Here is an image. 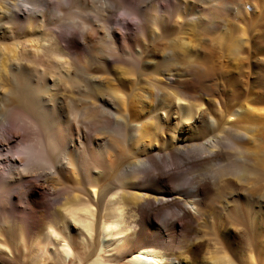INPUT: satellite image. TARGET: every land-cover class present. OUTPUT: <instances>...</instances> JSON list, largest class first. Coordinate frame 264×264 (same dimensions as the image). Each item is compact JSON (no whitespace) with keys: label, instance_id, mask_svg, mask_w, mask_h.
I'll return each mask as SVG.
<instances>
[{"label":"bare ground","instance_id":"6f19581e","mask_svg":"<svg viewBox=\"0 0 264 264\" xmlns=\"http://www.w3.org/2000/svg\"><path fill=\"white\" fill-rule=\"evenodd\" d=\"M239 1L138 0L135 5V0H90L89 6L80 0H54L58 9L40 11L36 24L27 17L21 34L0 30L16 38L10 47L0 44V258L11 264H257L252 250L241 253L238 263L235 251L218 246V241L202 242L191 231L207 209L217 206L212 195L221 178L230 176L228 186L235 178L248 182L252 159L245 142L255 143L259 132L264 140V0L261 8L254 7L258 23H246V37L239 38L250 53L242 57L247 59L249 106L220 114L221 122L206 114L203 127L213 132L209 139L190 147L172 146L179 123L193 118V107L182 100L192 99L189 88L215 69L201 57L203 49L193 44L198 41L194 37L202 27L211 32L210 19ZM29 5L47 8L43 0H0L3 14L11 10L6 8ZM120 11L135 22L137 31L130 34L129 22L123 32L113 25L109 14ZM165 24L172 28L170 38L162 35ZM35 27L43 29L44 43L25 52L34 34L30 28ZM148 31L160 41H147ZM137 36L142 43L136 42ZM236 39L233 46L239 43ZM74 54L101 72L83 67L74 72L66 57ZM116 67L121 76H144L154 91L141 95L136 83H120L110 76ZM74 78L79 81L74 82L77 100L63 94ZM163 88L171 89L179 102L175 128L167 114H157L167 107ZM228 116L240 117V125L229 123ZM225 148L236 152L234 161L221 162ZM123 153L131 160L115 167ZM182 160L199 171L195 177L186 179ZM184 180L190 187L187 193L182 192ZM245 193L219 198L218 206L226 203L231 220H248V205L240 209L248 201ZM165 212L171 217L162 227L158 221ZM260 255L264 260V251Z\"/></svg>","mask_w":264,"mask_h":264},{"label":"rangeland","instance_id":"374dc122","mask_svg":"<svg viewBox=\"0 0 264 264\" xmlns=\"http://www.w3.org/2000/svg\"><path fill=\"white\" fill-rule=\"evenodd\" d=\"M135 1L136 2H134V4L136 5L138 3V0H135ZM261 1L263 2V0H248V1L242 0V1H239V5H237L238 7L235 6V7H237L236 9H234L235 8L234 6H230L229 8H226L225 10L220 9L219 11L220 12L224 11V13L222 12L223 13L222 14L218 11V14L216 13L214 15V16H217V15L218 16L210 19L211 23L209 24V26L207 28L212 29L211 32H210V30L208 31V29L206 31V27H202V29H200V31H199V32H201V34H199V32H197V34L195 35L194 39L198 36V41L197 40L195 41L193 39L194 40L193 44L197 45V48H198V44H201V45H199V48L201 49V47H202V49L204 51L203 52L201 50L202 51L201 57L203 58V60H206V62H208L207 63L208 66L212 67V69H214V68L215 69L213 70V73L211 75H209L210 77L209 76H206L205 78L203 77L202 79L199 80V82L193 83V86H191V88H189L191 90L192 95H193V96L191 95L192 99H190L191 98L190 97V98H186V99L182 100L183 102H185L186 106H188L190 104V107H193L192 108L194 111L193 112V118L187 122L182 121L181 123H179V125L177 124L179 127L176 126L178 129L176 128V130H175L177 132L175 134V139L173 141L170 140V135L167 136L168 142L172 141V143H173L172 146L176 143L178 145L183 144L185 146L190 147V146H193V144H195V143H198V142L201 143V142H204V140L209 139L208 137L212 136L213 132H211L207 127L206 128L203 127L204 119L206 118V114H207V116H210V115L215 116L217 119H219V122H221L222 121L221 115L235 112L236 109H237L236 112L239 113L241 108H245L246 105L249 106L248 100L250 99V93L247 90V85H246L247 84V71H246V66L243 64H246L247 59H244V58L245 57L247 58V56H250V53L248 54V52H247L248 50L245 47L246 41L242 42V40H240V39L246 37V34H247L246 32L248 30V26H246V25L247 24L251 25V22L257 21L258 12L254 9V7L261 8V5H262L260 3ZM20 2H22V0H20ZM43 2H46V4H47V5H45V6H47V8H45V9L44 8H31V6L29 5V6H26V8H6L7 10H9V9L12 10V11L11 10L8 11V12H11V14H8V12L3 14V13H1V10H0V30L3 31L4 30L3 28H10L9 30H13V31L15 30L16 31L15 33L21 34V32H22L21 28L24 25V23L26 22L27 17L28 18L31 17L33 23L36 24L37 22H39L41 20V17H40L41 14H39L40 11L45 12V11H52V9L53 10L56 9V7L54 6V0H43ZM80 2L82 4L83 3L87 4V5L89 4V6L91 3L90 0H80ZM80 2H78V0H77V3H80ZM122 2H123V0H122ZM243 3L244 4L246 3V5H243ZM253 5H255V6H253ZM62 9L64 11L68 10V8H62ZM107 9L109 10L110 8H107ZM13 13H15V14H13ZM105 14H109V13H105ZM109 15L112 18L113 25L115 27L117 26L121 32H123L122 31L123 27L126 26L127 22H129L131 25L130 26L131 29H129L130 34L137 31L136 30L137 26L135 25V22L132 19L126 17L121 11L117 12V13L115 12V13L109 14ZM218 17H220V18H218ZM221 18H223V19H221ZM224 18H225V20H224ZM11 21H12V23H11ZM257 23H258V21L255 24H257ZM217 25L219 26V28L216 27ZM161 30H162V35H166L169 38L172 37V36H169V35H172V33H173L172 28L168 27L166 24L162 26ZM202 30H204V31H202ZM229 30H230V32H229ZM242 30H244V33L242 32ZM2 31H0V44L6 45V46L8 45V47H10L12 45V43H15L16 38L12 39V38H10L9 34L7 35V33H1ZM30 31L34 34L30 38V40H31V41H29L30 43L27 42L28 47L25 48V52L34 49V48H30V46L35 47L38 44L44 43V40H42V37H44L45 35L43 33L42 28H37V27L32 28V29L30 28ZM36 31H38V33ZM216 31H217L216 34L218 35L217 38H216V34H214V35L212 34L213 32H216ZM207 33H209V34H207ZM219 34L220 35L222 34L223 36L221 35L222 37L220 38ZM152 36H153V38H152ZM152 36H151V33L148 31V34L146 35L147 41L156 42V43L160 41V38L158 36H154L153 34H152ZM199 36L201 39H199ZM237 37H238V39L240 38L239 39L240 41H238V39H236L237 42H239V43L241 42L242 44L240 43L241 45L238 46L239 43H237V45H235V46H237L238 49L236 48L237 50H233L232 47H235L233 45H234V43L236 44V42H234V41H235V38H237ZM212 38H213V40H212ZM218 38H219V40H218ZM222 38H224L225 40L224 39L222 40ZM135 40H136V42H139V43L143 42V38H141L140 36L135 37ZM230 40H232V41H230ZM219 41H221V43ZM243 43L245 46L243 45ZM46 44H48V43H46ZM22 47H24V46H22ZM132 47L134 48L135 45H133ZM230 50H231V52H230ZM235 51H236V53L234 54ZM263 53H264V50H263ZM74 56L73 55L66 56V57H68L67 60L69 59L71 61V62L70 61H68V62L70 63L69 65L72 64L71 70H74V72L75 71H78V72L82 71L81 70L82 67L85 68L87 70V72H89V73L96 74L98 72L99 73L101 72L99 69H97V67L95 68L94 65H92L90 62H88L87 58H85L84 56H82L80 54H74ZM242 57H244V58H242ZM85 59H86V61H85ZM203 60H202V62H205ZM242 61H245V62L243 63ZM240 62H242V63H240ZM240 64H242V67ZM221 67H222V69H220ZM233 68H235V69H233ZM216 69H218V70H216ZM219 70L221 71V73ZM244 71H246V72H244ZM112 74H114L115 76ZM118 75H120V73H119V69H117V67H116V69L115 68L111 69L110 76H113L115 78L117 77L116 79L118 81L120 80V83L123 82L122 84H127V85H130L133 82L136 83V86L140 87L136 90L139 94L142 95L144 93V91H152V90L154 91V88H152L150 86V84L147 83L149 81L147 79H145L144 76H140V75H136V74L135 75H127V76H125V75L118 76ZM71 78H73V76ZM74 82H76L77 84L79 83L78 79H76V78H74L73 80H68L67 87H68L69 91L66 92L67 94L64 91L63 94L70 96L72 98L74 97L73 99L77 100L80 98V95H79V93H76L77 90L74 86H76L77 84L74 85L75 84ZM158 86L160 87L161 85L158 84ZM244 88H246V90H244ZM163 89L167 95L166 96L167 98L165 97L166 100H168V101H166L167 107H166V111H158L157 114L162 115L163 117L168 116V121H167L168 124L170 126H173V128H175V125H176L175 123H178L177 122L178 118H179L178 116L181 115V114L179 115L180 112L178 110V108H179L178 103L179 102L176 100L177 98L174 97V94H173V92H171V89L170 90H169V88H163ZM139 90H140V92H139ZM103 92L104 91H102L98 94L102 95ZM90 95L93 96L92 93ZM183 102H182V104H184ZM135 106H136V104H135ZM218 110H221L222 113H220L221 111L218 112ZM165 112H167V113H165ZM166 114H167V116H166ZM200 116H202V117H200ZM239 116H241V115H239ZM229 119H230L229 123H232L234 121L233 124H235V126L240 125L239 124V122L241 121L240 117H238V119L235 118V120H233V119H231V117L228 116L227 120H229ZM235 121L237 123H235ZM151 131L154 132V129L153 130L151 129ZM259 131L258 130L256 131L257 135H259V134L262 135ZM258 132H259V134H258ZM260 135H259V138L255 139L256 140L255 143L253 141L252 142L249 141L250 143L249 142L247 143V141L245 142L247 152H248V149L250 150V148H251V150H250L251 152L249 151L250 154L247 153L250 156L249 158L252 159L254 162H255V159L258 160V161H256L257 163L255 162V165L253 164L254 162H252V160H251V163L248 162L249 167H250V168L248 167L250 169V171H248V173L250 172V174L247 173L248 174L247 176H249V177L247 178V176H246V178L248 179L246 181H248V182H242V181L239 182V180L237 178L234 179V177L233 178L231 177L232 178L231 180L234 179L233 181L235 183H233L234 185L228 186L226 182H227V179L230 178V176L227 175L228 178H226L227 176L221 178L216 183V185H215L216 187H215L214 193L212 195L213 198L215 197L214 198L215 200L218 198L216 200L217 202L215 203V206L216 205L217 206L215 208L213 207V208L207 209L208 211L206 210V212L203 215H201L200 218H198V223L194 224L195 226L192 229V231L190 230L191 235L198 238V240H200V241L202 240V242L205 241L207 243L213 244V243L218 241V243H219V244H217L218 246L222 245L225 248H227L228 250H230V251L232 250V252L235 251L234 253H235V255H237V257H235L236 258L235 260L238 263L240 262L241 253H244L245 250H248V251L252 250L253 254H255L254 255L255 263L257 262V264H260V262L262 263V261H264L262 259V256L260 255L264 251V206H263L264 205V203H263L264 202V171H263L264 170V153H263L264 152V144L262 143V146H260V143H261V142H259L261 140ZM145 140L147 141V143H146L147 145L148 144L152 145L153 142L148 143V141H149L148 138H146ZM261 141L264 142V140H261ZM161 143L162 142L159 143L160 147H161ZM247 144H248V146H247ZM256 145H258L261 148H257ZM152 146L154 147V145H152ZM160 147H157V148H160ZM256 149H258V150H256ZM223 150H224V160L225 161L223 160L221 162H227L228 160L230 162L234 161L236 159L235 157L238 156L236 154V152L233 150L230 151L227 148H225ZM257 151L260 153H258ZM255 152H257V155ZM252 153H254V154H252ZM253 158H255V159H253ZM130 160L131 159L126 154L123 153L122 158L116 159L114 162L115 163L114 165H115V167H117L120 164H122L126 161H130ZM185 162H186V160H182V164L180 166L188 172V176L186 177V179L192 178L193 176L195 177L196 174H194V172H199V171L194 170L192 168L190 169L187 162L186 163ZM248 163H247V165H248ZM256 164H259V165L256 166ZM163 165L165 167L169 168L168 164H163ZM252 169L255 170V172L251 174V172L253 171ZM202 172H204V171H202ZM201 174L202 173L200 172V175ZM197 176H199V174H197ZM225 178H226V180H224ZM186 181L187 180H184V182H182L184 184V186L182 187L183 193H187L190 190V187L186 186L187 185ZM243 181H245V180H243ZM235 184H237V185H235ZM238 185L239 186L242 185L243 188H241V187H239L240 189L237 188ZM235 188L237 190H239V192ZM246 191H247V194L249 193L247 196L248 201L245 202V200H243L244 201L243 205H242L243 207L242 206L241 207L239 206V207H240V209H242V208L247 209L246 204L248 205V212H250V213H248L249 217H248V215H247V217H248V220L250 222L247 219H245L243 221H234L233 219L231 220L230 214H228V212L226 210V207H227L226 203H223V204H221V206H218L219 205L218 200H220L219 198H221V200H222L223 195L225 193H230V192H232V194H234V195L236 193H241L244 195V194H246L245 193ZM250 194H251V196H249ZM236 197L237 196L235 195L233 197V199ZM225 202H227V201H225ZM228 202H229V205L232 207L233 206L232 197L228 200ZM259 202H260V204H259ZM259 206H260V208H259ZM208 212H210V213H208ZM162 215L163 216H161V215L159 216L158 223L160 224V226L164 227V223H162V222L164 220L166 221V219L168 220L171 216L168 215L166 212L163 213ZM244 222H246V224ZM237 223H239V224H237ZM248 224H250V226ZM234 226H237L238 229ZM228 229L230 232L229 233L230 236L227 237L225 235V233L227 232ZM4 257L5 256L0 258V264H11V262H9L7 259H5L6 257L5 258ZM17 259H18V257L16 258V260ZM262 264H264V262Z\"/></svg>","mask_w":264,"mask_h":264}]
</instances>
